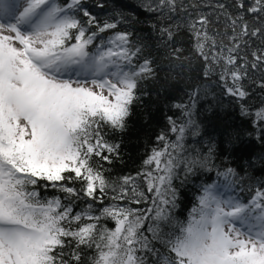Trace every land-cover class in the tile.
Here are the masks:
<instances>
[{"label":"snow or ice","instance_id":"snow-or-ice-1","mask_svg":"<svg viewBox=\"0 0 264 264\" xmlns=\"http://www.w3.org/2000/svg\"><path fill=\"white\" fill-rule=\"evenodd\" d=\"M139 6L146 38L121 29L124 13L100 20L85 0H0V264H264V182L218 167L212 145L186 147L199 133L192 104L174 105L178 118L135 175L113 178L105 166L120 158L117 135L162 60L215 75L250 118L228 143L247 134L264 145V0ZM252 167L250 157L240 171ZM214 170L177 219L180 187Z\"/></svg>","mask_w":264,"mask_h":264},{"label":"trees","instance_id":"trees-1","mask_svg":"<svg viewBox=\"0 0 264 264\" xmlns=\"http://www.w3.org/2000/svg\"><path fill=\"white\" fill-rule=\"evenodd\" d=\"M140 3L141 0H85V4L100 20L114 13H124L127 20L121 24V29L136 32L146 38L148 36L146 29L151 21L147 19L148 14L139 6ZM98 4H103L104 7L99 8ZM117 18L119 19L118 16ZM157 71L158 79L144 83L141 99L133 108L127 130L117 135L122 145L121 156L113 165H105L111 169L112 177L135 175L141 168L146 152L156 143V136L165 130L167 118L169 116L178 118V110L174 105L184 103L193 105V119L199 125L198 135L186 136L187 148L206 154L207 148L212 145L216 149L214 162L218 167L227 165L236 168L246 181L254 178L252 183L264 182V166L258 162L259 156L264 154V145H261L259 140H250L247 134L241 141L228 143L230 134L235 137L238 131L247 132V120L250 118L240 116L232 98L222 93L217 77L215 75L205 77L202 65L195 60L191 61V66L185 61L181 67L170 66L167 61L162 60ZM193 92H196L195 96L192 95ZM255 92V98L250 101L254 108L259 106L262 98L258 89ZM250 157L254 161V167L241 172L240 165L246 164ZM209 176L212 177L211 181L208 180ZM215 180V170L212 173L197 172L196 175L189 176L180 187L183 195L180 206L174 210V216L179 220H185L195 202L194 195L200 185ZM176 184L180 185V181H176ZM38 190L46 198L63 196L51 187H41ZM242 195L247 197L249 194L245 191ZM76 203L78 206L75 210L80 211L84 204L81 201ZM109 226H112L111 222ZM145 234L150 236L149 233Z\"/></svg>","mask_w":264,"mask_h":264}]
</instances>
